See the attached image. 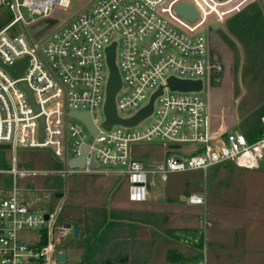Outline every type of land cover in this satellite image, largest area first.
Listing matches in <instances>:
<instances>
[{"label":"built area","instance_id":"2783aa9c","mask_svg":"<svg viewBox=\"0 0 264 264\" xmlns=\"http://www.w3.org/2000/svg\"><path fill=\"white\" fill-rule=\"evenodd\" d=\"M253 1L97 0L92 9L57 26L52 11L68 10L72 0H0V8L13 13V19L0 28V144H9L11 151V166L0 168V174L10 176V183L0 184V264L63 263L58 253L63 251L65 236L73 235L74 223L56 225L66 192L56 196L59 192L46 188L58 202H38L34 192L44 189L34 183L38 176L100 173L101 164H117L119 168L107 172L125 177L129 201L145 202L149 173L168 180L175 171L206 173L227 162L245 168L259 166L264 158V130L250 140L237 123L229 127L214 116L209 102L196 94L199 91L171 89L169 84L173 76L201 79L203 88L207 80L210 87L222 69L211 30L222 28ZM182 2L195 7L194 20L177 11ZM19 21L28 25L27 34L9 32ZM46 21L48 26L31 32ZM215 22L221 25L213 27ZM114 42L116 49L121 44V86L115 94L118 115L134 116L160 87L162 92L155 97L152 112L136 124L107 128L104 110L100 115L99 109L105 104L109 77L106 50ZM23 59L27 63L22 73L14 75L10 67ZM74 113H88L95 131ZM149 117L152 122L147 128L131 130ZM260 125L264 126V112ZM155 137L167 148L178 151L188 144L191 149L186 155H168L158 168L148 169L134 157L132 145ZM20 148L47 149L60 166L22 167ZM82 156L84 165H70ZM186 200L206 210L205 193L186 195ZM44 207L48 209L39 210ZM36 229L38 234L25 242V233ZM192 264H208L205 246Z\"/></svg>","mask_w":264,"mask_h":264},{"label":"rangeland","instance_id":"374dc122","mask_svg":"<svg viewBox=\"0 0 264 264\" xmlns=\"http://www.w3.org/2000/svg\"><path fill=\"white\" fill-rule=\"evenodd\" d=\"M259 1L264 7V0ZM96 2L72 0L68 10L54 8L52 16L60 26L79 12L92 9ZM12 19L11 10L0 8V28ZM226 23L218 30H211V40L215 43L222 69L213 76L210 87L206 80L204 88L196 94L209 102L212 114L222 123L231 126L237 123L238 130L246 133L256 126L255 111L263 104L264 97L260 84L252 83L242 75V57L236 68L238 55L222 34H228ZM9 32L27 34L28 25L19 21ZM120 50L121 44L116 49L117 66L121 60ZM222 106L226 108L224 111ZM99 114L103 115L102 107ZM68 119L78 120L74 117ZM151 122L152 117H149L131 130H144ZM190 149L188 144L178 151L167 148L158 137L144 138L132 145L134 157L142 160L148 169L158 168L168 155H186ZM0 150L5 153V167H10V149ZM18 156L20 166L26 168L46 169L54 163L47 149L20 148ZM119 167L117 164H101L103 172L70 173L62 178L66 198L56 225L74 222V218L82 220L85 213L99 217L102 209L130 213L132 221L133 215L145 219L136 223L139 227L134 234L130 233L128 226L119 230L117 240L114 239L118 245L106 251L111 256H116L120 250L128 254L127 262L117 264H181L169 260L168 253L177 249L185 256L192 255L196 253L193 247L200 239L207 249L208 264H264V158L255 168L239 167L234 163L218 164L206 173L201 169L175 171L170 173L168 180L149 173L148 200L145 202L129 201L125 177L107 172ZM45 179L43 176L35 178V185L44 189L35 190L34 197L38 202L56 204L59 199L49 194ZM8 182L10 176L0 174V184ZM192 193L206 194V210L203 205L181 199L182 195ZM45 209L48 207L39 210ZM134 213H145V216L136 217ZM38 232L39 229L26 232L25 242ZM62 249L67 255L64 263L80 261L84 252L82 231L78 237L65 236Z\"/></svg>","mask_w":264,"mask_h":264},{"label":"trees","instance_id":"16d2710c","mask_svg":"<svg viewBox=\"0 0 264 264\" xmlns=\"http://www.w3.org/2000/svg\"><path fill=\"white\" fill-rule=\"evenodd\" d=\"M228 34L223 32L225 42L238 55L236 68L239 66L242 57V75L249 78L252 83L260 84L264 97V7L259 0L248 4L241 12L230 17L226 23ZM242 55V56H241ZM264 112V102L255 111L256 126L248 130L246 135L254 140L264 126L260 125V115ZM5 153L0 150V168L5 167ZM54 166H60L58 162ZM60 176H47L45 185L55 192L64 191V184ZM147 214V213H146ZM130 213H120L116 210L102 209L100 216L82 215V220L73 219L81 224L82 237L84 239V252L80 261L64 264H117L128 261V254L120 250L116 256L106 254L107 250L114 249L118 245L114 241L119 236V230L128 226L130 233L139 227L136 224L145 219L135 218L131 220ZM81 218V217H80ZM181 239V238H180ZM117 240V239H116ZM188 240V239H187ZM193 247V246H192ZM196 253L185 256L177 249L168 253V259L179 261L181 264H192L197 262L202 255L203 241L198 240L193 247Z\"/></svg>","mask_w":264,"mask_h":264},{"label":"water","instance_id":"95a60500","mask_svg":"<svg viewBox=\"0 0 264 264\" xmlns=\"http://www.w3.org/2000/svg\"><path fill=\"white\" fill-rule=\"evenodd\" d=\"M177 11L180 14L189 18L190 20H194L198 15V12L195 9V7L191 3H186V2H182L178 4ZM48 24L49 21L40 23L39 25L32 27L31 32L37 33L41 29L48 26ZM220 25L221 24L219 22L213 23V27H219ZM106 51H107V63L109 66V77L106 87V100L103 107L104 114L106 116V121L104 122V126L110 128L113 124H117V123L127 126L134 125L152 112L154 99L159 93L162 92V87H160L159 90L152 95L150 103L147 106L140 109L138 113H136L134 116L129 118H121L117 113L116 102H115V94L119 89V87L121 86V76L119 73L118 66L116 64V42L110 45ZM26 63H27V59L18 61L15 65L10 67V70L14 75H20ZM169 84L171 89H177L182 91H187V90L200 91L203 88V83L201 79L198 80L178 79L172 76L169 78ZM74 115L82 119L91 132L95 131V128L92 125L88 113H74ZM9 148H10L9 144H0V149H9ZM84 163H85V156H82L80 158L72 159L70 165L75 167V166H82L84 165ZM93 164L97 165V163L95 162ZM62 195L63 192L56 193V196H62ZM182 197H183L182 199L186 200V195H182ZM48 216H49L48 214H45L46 218H48ZM144 216L145 213H136V217H144ZM65 226L71 227L72 224L70 222H66ZM80 230H81V224L78 222H74L73 223L74 237L79 236ZM58 258L61 262L64 263L67 260V255L64 251H61L58 253Z\"/></svg>","mask_w":264,"mask_h":264},{"label":"crops","instance_id":"0c3cea01","mask_svg":"<svg viewBox=\"0 0 264 264\" xmlns=\"http://www.w3.org/2000/svg\"><path fill=\"white\" fill-rule=\"evenodd\" d=\"M222 107H224V106H222ZM227 124V123H226ZM227 126H229V127H231V125L229 124H227ZM233 162H227V163H222L223 165H227V164H232ZM235 164V163H234ZM216 166V165H215ZM237 166V165H236ZM183 197L181 196V199H182ZM182 200H184V199H182Z\"/></svg>","mask_w":264,"mask_h":264},{"label":"flooded vegetation","instance_id":"af4514ba","mask_svg":"<svg viewBox=\"0 0 264 264\" xmlns=\"http://www.w3.org/2000/svg\"><path fill=\"white\" fill-rule=\"evenodd\" d=\"M134 214H136V213H134ZM70 223H73V222H70Z\"/></svg>","mask_w":264,"mask_h":264}]
</instances>
